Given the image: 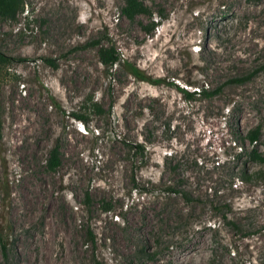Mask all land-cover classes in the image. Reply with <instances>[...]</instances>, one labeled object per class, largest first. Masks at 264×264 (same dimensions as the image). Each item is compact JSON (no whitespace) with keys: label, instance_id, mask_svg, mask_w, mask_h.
<instances>
[{"label":"rangeland","instance_id":"obj_1","mask_svg":"<svg viewBox=\"0 0 264 264\" xmlns=\"http://www.w3.org/2000/svg\"><path fill=\"white\" fill-rule=\"evenodd\" d=\"M142 1L152 16L133 21L121 15L124 0H25L15 21L0 20L9 58L0 70V227H11L0 237V264H238L227 242L243 264H264V188L250 197L222 189L212 167L231 151L229 127L261 125L264 152V0ZM158 11L165 19L145 33ZM98 40L165 83L120 68L107 76L96 47L85 46ZM250 73L207 101H186L169 86L190 90L185 82L197 79L216 87ZM86 97L109 115L90 117L89 130L71 116L87 114ZM141 135L152 144L138 169L117 136ZM53 149L59 166L51 171ZM132 180L152 194L134 192ZM168 185L195 203L166 195ZM210 202L228 205L246 229L236 234Z\"/></svg>","mask_w":264,"mask_h":264},{"label":"trees","instance_id":"obj_2","mask_svg":"<svg viewBox=\"0 0 264 264\" xmlns=\"http://www.w3.org/2000/svg\"><path fill=\"white\" fill-rule=\"evenodd\" d=\"M25 0H0V20L15 21L19 13L24 12ZM121 15L128 21H133L137 16H152L150 9L145 6L142 0H124L123 6L121 8ZM158 20L152 21L151 24L144 28L145 33H151L158 24L165 19L162 11L157 12ZM95 46L98 61L101 66L104 67L107 76H111L115 72L116 68L125 69L126 74L132 77L134 80L147 83L151 86H161L165 82L160 78H151L147 76L141 69H139L135 64L124 60L116 47L111 44L108 40L102 42L98 40L92 42L91 44H86L85 46ZM9 64V58H7L0 51V70L6 68ZM200 69V68H199ZM253 76L252 73L249 75H235L230 76L224 83L216 87H211L208 84H204L197 79L193 81H186L185 85L194 90H188L187 88H178L177 86L170 84V87H174L186 101L199 100L207 101L218 97L227 86H240L246 83ZM81 105L83 109L87 110V114H77L72 112L71 116L73 119L79 121L83 127L89 130L90 117L94 119L104 120L108 115V111L93 97H86L82 100ZM109 117V115H108ZM107 117V120L109 121ZM106 121V120H105ZM100 128L95 127L96 139L104 140L103 132L99 130ZM261 125H256L252 129L242 133L240 129H235L234 127H229L228 136L231 138L229 147L230 153L224 152L223 160L213 161L212 167L216 170L214 184L218 185L223 189V184H226L229 191L235 193L246 194L249 197L252 196L253 189L264 188V152L259 148L260 137H261ZM108 131V130H105ZM3 123L1 120V110H0V140L2 139ZM143 140L130 142L126 138L119 137L121 147L126 154V161L132 163L134 168H142L147 164V150L152 142L143 137ZM166 139H170V136H166ZM173 154H169L171 158ZM171 164V163H170ZM136 165V167H135ZM59 166V157L57 149H53L49 152V156L46 160V167L49 170H56ZM250 166L253 168L251 169ZM168 168V164H166ZM177 166H172L169 168L171 172L176 171ZM133 181V191L139 195L142 194H152L151 191L143 186L138 185ZM173 187L178 186H165L163 191L166 195H179L182 197L183 201L188 204L195 203L190 193L185 190H178ZM213 188L215 195H221L220 190ZM211 191L212 188H210ZM220 193V194H219ZM88 195L86 196L87 205ZM210 212L214 217H218L223 223L229 227L236 234L242 233V229L246 227L239 221L230 219L229 213L231 209L228 205L221 202H210ZM102 210L104 212H110L112 207L109 204L103 206ZM0 237H6L11 230V227L7 224L0 227ZM4 240V239H3ZM2 241V240H1ZM2 250L5 253V247L2 244ZM225 249L228 253L233 254L235 260L238 264H243L241 260V255L236 245L231 242H227ZM134 264V263H128ZM211 264H216V261L211 260Z\"/></svg>","mask_w":264,"mask_h":264}]
</instances>
